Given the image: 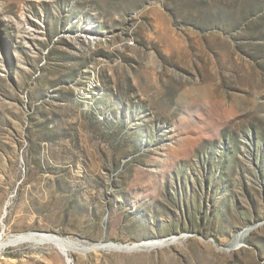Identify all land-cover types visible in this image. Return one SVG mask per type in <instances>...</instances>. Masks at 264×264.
<instances>
[{
  "label": "rangeland",
  "instance_id": "374dc122",
  "mask_svg": "<svg viewBox=\"0 0 264 264\" xmlns=\"http://www.w3.org/2000/svg\"><path fill=\"white\" fill-rule=\"evenodd\" d=\"M28 234L85 251L0 264H264V0H0V243Z\"/></svg>",
  "mask_w": 264,
  "mask_h": 264
},
{
  "label": "bare ground",
  "instance_id": "6f19581e",
  "mask_svg": "<svg viewBox=\"0 0 264 264\" xmlns=\"http://www.w3.org/2000/svg\"><path fill=\"white\" fill-rule=\"evenodd\" d=\"M247 235H248V232L243 234L240 240H243ZM38 241L54 243L57 247L61 248L64 251L66 256L70 250H76V251H82V252L85 251L81 249L80 246L73 244L71 242H68L66 240H62L58 237H53V236L45 235V234H28V235H22L11 241L0 243V253L8 246H12L16 244H23L27 242H38Z\"/></svg>",
  "mask_w": 264,
  "mask_h": 264
},
{
  "label": "built area",
  "instance_id": "2783aa9c",
  "mask_svg": "<svg viewBox=\"0 0 264 264\" xmlns=\"http://www.w3.org/2000/svg\"><path fill=\"white\" fill-rule=\"evenodd\" d=\"M88 87L90 88L91 92H93V93L96 92V90H97V83H96V79H95V73L92 74V76L90 78V82L88 84ZM77 93H79V91ZM88 93H90V91H88ZM79 95L82 96L83 98H86V96H87L83 92H81V94H79ZM88 97L91 98V95L89 94Z\"/></svg>",
  "mask_w": 264,
  "mask_h": 264
},
{
  "label": "water",
  "instance_id": "95a60500",
  "mask_svg": "<svg viewBox=\"0 0 264 264\" xmlns=\"http://www.w3.org/2000/svg\"><path fill=\"white\" fill-rule=\"evenodd\" d=\"M93 249H89V251H92ZM103 250H106V249H103Z\"/></svg>",
  "mask_w": 264,
  "mask_h": 264
}]
</instances>
